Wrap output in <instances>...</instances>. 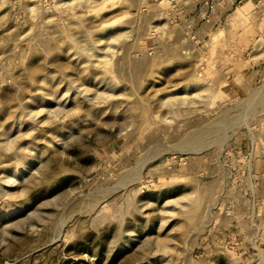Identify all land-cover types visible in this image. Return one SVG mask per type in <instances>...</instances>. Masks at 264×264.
<instances>
[{
	"label": "rangeland",
	"instance_id": "rangeland-1",
	"mask_svg": "<svg viewBox=\"0 0 264 264\" xmlns=\"http://www.w3.org/2000/svg\"><path fill=\"white\" fill-rule=\"evenodd\" d=\"M0 264H264V0H0Z\"/></svg>",
	"mask_w": 264,
	"mask_h": 264
},
{
	"label": "bare ground",
	"instance_id": "bare-ground-1",
	"mask_svg": "<svg viewBox=\"0 0 264 264\" xmlns=\"http://www.w3.org/2000/svg\"><path fill=\"white\" fill-rule=\"evenodd\" d=\"M194 139V138H193ZM195 140V139H194Z\"/></svg>",
	"mask_w": 264,
	"mask_h": 264
}]
</instances>
